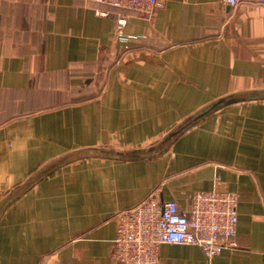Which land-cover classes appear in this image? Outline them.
<instances>
[{"label":"crops","instance_id":"1","mask_svg":"<svg viewBox=\"0 0 264 264\" xmlns=\"http://www.w3.org/2000/svg\"><path fill=\"white\" fill-rule=\"evenodd\" d=\"M117 13L0 0V264H115L120 211L214 188L239 194L238 247L165 243L157 264H264V94L169 136L264 89V4L166 0L128 12L127 40Z\"/></svg>","mask_w":264,"mask_h":264},{"label":"built area","instance_id":"2","mask_svg":"<svg viewBox=\"0 0 264 264\" xmlns=\"http://www.w3.org/2000/svg\"><path fill=\"white\" fill-rule=\"evenodd\" d=\"M118 10L116 32L122 39L128 12L153 14L166 0H87ZM225 7L264 0H219ZM108 14L109 11L96 10ZM189 206L181 209L176 199L162 200L156 192L117 215L114 239L115 264H157L165 243L198 245L208 259L226 248L238 247L239 194L226 189L195 191Z\"/></svg>","mask_w":264,"mask_h":264},{"label":"water","instance_id":"3","mask_svg":"<svg viewBox=\"0 0 264 264\" xmlns=\"http://www.w3.org/2000/svg\"><path fill=\"white\" fill-rule=\"evenodd\" d=\"M262 94H264V89L254 90V91L236 92L234 94L223 97V98L215 101L214 103L210 104L209 106L205 107L199 113L195 114L191 118L184 121L176 129L171 131V133H169V136H170V138H174V137L179 136L182 132H184L190 126H192L193 124L200 121L201 119H203L204 117H206L207 115H209L210 113H212L213 111H215L219 108L231 105V104L236 103V102L248 101V100H251L254 98H259L262 96ZM163 150H165V149L164 148L135 149L132 151V153L133 154H146V155L152 154V155H154V154H158V153L162 152ZM113 153L115 155H118V156H124L125 155V153L122 151H113Z\"/></svg>","mask_w":264,"mask_h":264}]
</instances>
